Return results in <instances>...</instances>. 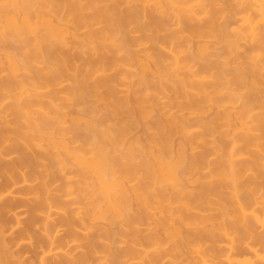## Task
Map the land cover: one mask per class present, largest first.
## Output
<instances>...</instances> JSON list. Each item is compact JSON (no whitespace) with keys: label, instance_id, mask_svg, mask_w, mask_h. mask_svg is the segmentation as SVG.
Here are the masks:
<instances>
[{"label":"bare ground","instance_id":"bare-ground-1","mask_svg":"<svg viewBox=\"0 0 264 264\" xmlns=\"http://www.w3.org/2000/svg\"><path fill=\"white\" fill-rule=\"evenodd\" d=\"M0 181V264H264V0H0Z\"/></svg>","mask_w":264,"mask_h":264},{"label":"rangeland","instance_id":"rangeland-1","mask_svg":"<svg viewBox=\"0 0 264 264\" xmlns=\"http://www.w3.org/2000/svg\"><path fill=\"white\" fill-rule=\"evenodd\" d=\"M166 100V99H165ZM165 100H163V102H166ZM10 159H8V161L9 160H11V158L12 157H9ZM0 183H1V181H0ZM24 209V208H23ZM23 209H21V208H18L17 209V211H14V213L13 214H10V213H8L9 215H8V220H9V218H11V219H14V214L16 213V212H18V213H16V215H18L19 217H17V218H19L20 220H26L27 218V213L26 214H23V213H25L26 211H25V209L23 210ZM12 213V212H11ZM20 213H22V214H20ZM21 215V216H20ZM15 220H16V217H15V219H14V222H15ZM10 222H11V220H9ZM13 221V220H12ZM14 222H11V223H14ZM16 227V226H15ZM39 228V227H38ZM18 229V230H17ZM12 230V231H11ZM11 230H9V232L6 234V238H7V240H9V241H15V239L17 238L16 236H18V234L19 233H16L17 231H19V228H17L16 227V229L15 228H12ZM15 230V231H14ZM60 230H62V233H59V234H61V235H64L65 234V231H64V229H60ZM25 243V242H24ZM24 243H20V244H18V245H16L15 247H14V251H16V253L17 254H19V255H21L20 257H21V260L23 261V263L24 264H35V262L37 261V260H34L36 257H39L38 255H40V253L42 252V250L40 251L39 249L37 250V248H33L34 249V251L32 250V248H31V246L29 247V243H27L28 244V246L27 245H25ZM31 249V250H30ZM38 251V252H37ZM38 259V258H37Z\"/></svg>","mask_w":264,"mask_h":264}]
</instances>
